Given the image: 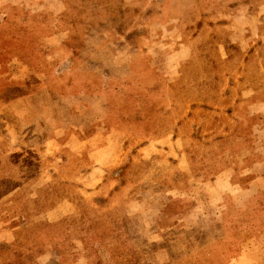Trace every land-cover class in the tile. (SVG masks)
<instances>
[{
  "label": "rangeland",
  "instance_id": "374dc122",
  "mask_svg": "<svg viewBox=\"0 0 264 264\" xmlns=\"http://www.w3.org/2000/svg\"><path fill=\"white\" fill-rule=\"evenodd\" d=\"M0 264H264V0H0Z\"/></svg>",
  "mask_w": 264,
  "mask_h": 264
}]
</instances>
